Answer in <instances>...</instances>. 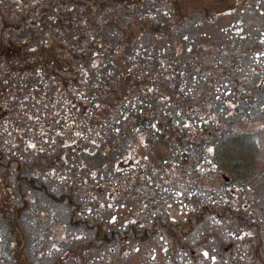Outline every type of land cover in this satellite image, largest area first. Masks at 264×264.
<instances>
[{"label": "trees", "instance_id": "obj_1", "mask_svg": "<svg viewBox=\"0 0 264 264\" xmlns=\"http://www.w3.org/2000/svg\"><path fill=\"white\" fill-rule=\"evenodd\" d=\"M3 1L0 0V264H16L9 261L14 248L27 254L30 235L38 236L34 232L40 225V213H51L53 208L61 210L63 217L56 220L66 223L69 232L83 225L105 247L128 239L147 241L151 235L139 222H130L125 228H113L99 220L90 225L81 214L85 203L95 196L104 201L106 209L112 205L111 199L124 197L118 178L127 168L121 170V164L127 157L138 156L132 141L139 136L146 146L148 142H158L166 148L183 150L185 156L189 150L197 152L204 147L202 140L192 141L190 134L207 132L215 150L212 160L216 168L230 172L232 184L248 181L257 148L249 136L230 132L234 119L229 114L232 106L226 101L232 98L245 111L251 106L260 110L264 104L262 91L252 94L257 81L264 79L263 70L256 77L241 70L236 58L222 53V40L214 43L216 51L193 46L186 34L191 39L204 40L209 35L202 27L199 32V27L186 30V34H182L183 28L172 37L166 35L159 44L153 37L163 33L154 29L148 35L140 31L135 38L127 39L123 32L125 25L132 23V10L123 2V9L110 14L109 20L105 18L92 35V22L84 16V9L93 10L101 3L117 0H46L36 4V9L13 16L6 14L5 7H11ZM245 2L234 0V6L226 10L242 8ZM256 2L251 3L254 9ZM137 3L138 7L140 0ZM71 9L77 12L78 20L71 17ZM140 9V19L151 18ZM121 18L122 25L110 28L107 24L120 22ZM163 28L170 33L174 26L169 22ZM47 33H53L48 45L44 43ZM42 36L46 38L44 42ZM227 38L233 42L236 37ZM175 42L181 45L177 49L172 46ZM95 56L101 60L95 62ZM190 108L198 119L191 116L181 130L177 125L184 115L189 117ZM211 117L217 120L206 124ZM220 123L224 126L220 127ZM153 131L156 136L151 141L148 134ZM90 184L97 187L92 189ZM41 199L51 204L49 208L45 202L40 206ZM193 201L199 203V199ZM204 205L198 212L203 217L212 212L209 203ZM220 205L226 212L225 204ZM161 219L155 218L152 226L166 231L169 223ZM124 221L120 219L118 223ZM20 260L25 264L24 258ZM67 262L68 252L56 256L50 264Z\"/></svg>", "mask_w": 264, "mask_h": 264}, {"label": "rangeland", "instance_id": "obj_2", "mask_svg": "<svg viewBox=\"0 0 264 264\" xmlns=\"http://www.w3.org/2000/svg\"><path fill=\"white\" fill-rule=\"evenodd\" d=\"M246 1L242 8L228 12L226 8L234 6V0H140L138 7L137 0H117L111 4L101 3L93 10L84 9L83 13L92 22V28H89L95 35L105 18L109 20L123 9V3L129 4L132 23L124 27L125 38L138 36L140 31L148 35L154 29L163 33L153 37L158 44L166 35L172 37L183 28L182 34H186V30L199 27V32L202 27L208 33V38L191 39L186 34V40H190L193 46L214 51V43L222 40V53L236 58L241 70L256 77L260 70L264 71V0ZM254 1H258L254 6L261 11L252 8ZM41 2L46 0H5L3 4L11 7H5L6 14L13 16L36 9V4ZM78 3L81 4L80 1ZM138 9L146 10L151 18L140 19ZM68 12L74 20H78L74 9ZM169 22L174 28L167 33L163 27ZM123 23V18L117 23L107 22L110 28ZM59 32L64 33L61 29ZM47 35L48 39L43 37L42 40L46 39L51 44L53 33ZM231 35L236 38L228 42L230 39L227 37ZM245 36L249 38L244 40ZM178 45L175 42L172 46L177 49ZM180 54L184 55L182 51ZM94 60L98 62L101 59L95 56ZM218 60L221 63L224 61ZM255 89L252 95L262 91L264 97V79L257 81ZM226 103L232 106L229 114L235 120L231 132L249 135L257 148L255 166L247 182L224 183V179L232 177V174L224 169L218 171L213 164L215 152L206 137L207 132L190 134L192 141L199 143L202 140L204 147L197 152L186 151L188 155L185 156L182 155L183 150L166 148L158 142L151 145L148 142L146 146L143 137L139 136V139L132 141L138 156L123 159L122 166L127 170L118 178L124 197L111 199L112 194L109 196L112 205L106 209L104 201L95 196L91 202L85 203L81 214L90 225L99 220L113 228H125L130 222H139L151 235L147 241L128 239L122 243H108L105 247L104 243L96 242L93 233L83 225L72 227V232H69L66 223L56 220L63 217L61 210L53 208L51 213H40V225L34 232L38 236L30 235L32 241L27 254L14 248L9 261L22 264L20 259L24 258L25 264H50L56 256L68 252L69 262L66 264H264V104L260 110L251 106L245 111L234 100H227ZM234 109L238 111L237 114L233 113ZM187 114L189 117L184 115L177 125L181 130L183 122H188L191 116L198 119L192 108ZM212 120L216 121L217 118L207 119L206 124ZM219 126L224 125L220 123ZM155 136V131L148 134L151 141ZM170 143L176 148L173 140ZM139 157H145V160ZM135 159L139 165L135 163V166H131ZM53 174L51 171L50 175ZM96 187L90 184V188ZM105 194L108 196L109 192ZM196 199H199V203L193 201ZM39 201L40 206H43V202L48 208L51 205L45 199ZM204 202L212 207V212L205 217L201 211L198 213L205 206ZM220 203L225 204L226 212L221 211L223 206ZM157 217L169 223L166 231L161 227L153 228ZM197 217L200 220H196ZM120 219L125 220L123 224L118 223ZM236 224L240 227H236ZM12 242L16 245L13 238ZM16 257L20 258L19 262H16Z\"/></svg>", "mask_w": 264, "mask_h": 264}, {"label": "snow or ice", "instance_id": "obj_3", "mask_svg": "<svg viewBox=\"0 0 264 264\" xmlns=\"http://www.w3.org/2000/svg\"><path fill=\"white\" fill-rule=\"evenodd\" d=\"M205 255L207 256V253H205Z\"/></svg>", "mask_w": 264, "mask_h": 264}]
</instances>
